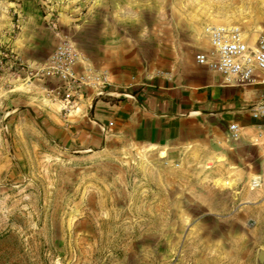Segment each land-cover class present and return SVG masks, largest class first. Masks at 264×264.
I'll list each match as a JSON object with an SVG mask.
<instances>
[{"label":"rangeland","instance_id":"obj_1","mask_svg":"<svg viewBox=\"0 0 264 264\" xmlns=\"http://www.w3.org/2000/svg\"><path fill=\"white\" fill-rule=\"evenodd\" d=\"M206 24L254 38L264 0H0V264H264V185L250 187L264 167L246 170L255 150L238 159V139L204 126L193 142L108 132L75 151L48 119L106 91L116 66L184 65L207 48ZM59 44L94 82L66 91L68 113L60 82L39 70Z\"/></svg>","mask_w":264,"mask_h":264},{"label":"crops","instance_id":"obj_2","mask_svg":"<svg viewBox=\"0 0 264 264\" xmlns=\"http://www.w3.org/2000/svg\"><path fill=\"white\" fill-rule=\"evenodd\" d=\"M155 68L143 74L129 66L108 70L106 91L112 95L92 94L77 104L70 118L48 116L54 141L75 151L90 150L104 143L110 132L154 146H170L197 140L204 126L228 134L227 125L234 122L240 131L237 158L251 160L241 154L243 148H250L259 162L256 171L251 166L247 172L258 173L260 165L264 167L260 162L264 137L256 136L263 120L250 112L252 104L264 100L263 84L226 82L220 74L197 64L194 56L184 65L175 58L169 64L158 60ZM109 121L112 124L102 133L98 123Z\"/></svg>","mask_w":264,"mask_h":264},{"label":"built area","instance_id":"obj_3","mask_svg":"<svg viewBox=\"0 0 264 264\" xmlns=\"http://www.w3.org/2000/svg\"><path fill=\"white\" fill-rule=\"evenodd\" d=\"M202 33L207 42L205 50H199L194 54V61L207 67L209 70L220 74L226 82L233 84L261 83L264 85V31H260L254 38H249L233 24H206L202 28ZM12 57V55L10 54ZM13 63L18 59L12 57ZM73 55L66 46L59 44L50 55L48 63L39 68L44 69L45 73L56 78L62 93V107L65 113L70 111L66 106L68 103V93L71 87L79 85L94 86L92 79H85L72 71ZM20 65L21 63L18 62ZM30 71V74H33ZM106 75L101 78V86L106 84ZM57 87V88H58ZM55 90L56 94L59 91ZM112 95L111 92L99 90L95 96ZM250 112L252 117L262 119V128H258L257 137H264V100L251 105ZM112 123L106 125L98 123V128L102 133H106ZM228 136L232 140H237L240 136L239 127L231 122L227 125ZM262 161L264 164V142L262 144ZM264 185L260 175L250 179V187L257 188Z\"/></svg>","mask_w":264,"mask_h":264}]
</instances>
